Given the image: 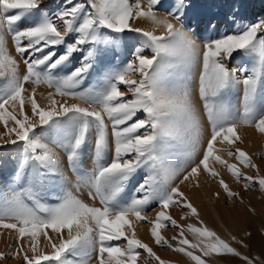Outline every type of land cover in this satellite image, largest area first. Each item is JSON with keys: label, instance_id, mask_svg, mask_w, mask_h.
Wrapping results in <instances>:
<instances>
[{"label": "snow or ice", "instance_id": "6c2138e0", "mask_svg": "<svg viewBox=\"0 0 264 264\" xmlns=\"http://www.w3.org/2000/svg\"><path fill=\"white\" fill-rule=\"evenodd\" d=\"M162 6L0 0V147L18 153L12 180L0 189V229L15 241L0 264H170L139 238L142 225L156 248L190 264H264L246 254L244 238L209 228L181 190L200 189L203 176L219 189L217 200L222 192L243 203L226 172L243 192L264 193L261 164L240 146L239 133L246 127L264 136V20L232 14L226 31L209 22L204 39L186 30L184 0L159 17ZM141 20L151 27L133 26ZM238 53L248 57L241 76L230 68ZM234 90L242 93L239 106L228 99ZM170 209L197 223L178 222Z\"/></svg>", "mask_w": 264, "mask_h": 264}, {"label": "rangeland", "instance_id": "374dc122", "mask_svg": "<svg viewBox=\"0 0 264 264\" xmlns=\"http://www.w3.org/2000/svg\"><path fill=\"white\" fill-rule=\"evenodd\" d=\"M43 2L45 5L55 8L57 0H43ZM175 2L176 0H161V4L163 6L159 8L157 15L159 17H164L165 15H167V13L172 10L171 6L174 5ZM184 2L187 5L185 9L186 30L189 28L195 29L196 32L204 39H207L210 35H212V33L206 31L205 28V26L208 25L209 22L216 24L219 30L226 31L228 29V26L232 23L231 19H229L232 14H235L237 17L242 18L244 23H252L264 20V0H248V2H242L241 0H184ZM194 3L199 4L198 9L193 7ZM233 3H236V5H234ZM133 26L142 27L145 29H149L151 27V25L147 21L142 20L136 21ZM8 44L9 49L11 50L12 45L10 37L8 38ZM123 54L124 49L122 45L120 49V55L122 56ZM118 62L119 61H117V63ZM246 63H248V57H245L243 56V54L238 53L236 54V59L231 62L230 68L233 72L236 73L237 76H241L242 73L240 69L244 67ZM248 66H250V64H248ZM88 86H90V82L86 81L83 87ZM192 89L193 92L196 93L198 84L194 82L192 84ZM46 91L47 89L42 87L38 90V93H46ZM241 94L242 93L240 90H234L233 92H231L228 97L230 103L239 106ZM199 104H201L202 107V103ZM0 131H3L2 127H0ZM239 133L244 141L240 146L249 155L253 156L256 163L261 164V175H264V163H262V161H264V138L251 128L242 127L239 129ZM259 139L262 140V144L260 145L261 148L258 147L257 149H253V144H255V141L257 140L260 141ZM217 147H220V145L217 144ZM16 149L17 146L13 145L0 147V189H3L6 185H9L12 180V175L16 168L18 157ZM224 158L227 159L226 156ZM63 163L65 165V171L67 172V174L69 176L70 174L72 175L70 169L67 168L66 159L63 161ZM84 167L89 170L91 169L92 163L90 155L89 158L86 159ZM222 174L224 175L225 180L229 183L230 187L233 188V190L241 192L243 203H240L239 201H228L221 192V196L218 199L219 201L216 198L213 199V208L215 206V208L218 209V212L216 213L215 208V211L210 212V221L209 218H204V215L201 212V206L194 204V202L193 204L197 207L200 212L201 219L209 228L215 230L219 235H221L222 238L225 239L230 240V237L232 235H235L238 238H244L245 242L250 246V250L247 251L246 254H248L249 256H259L261 257V259H264V193L260 192L258 189L250 190L245 193L242 191L240 185L235 184L231 180L230 176H227L226 172H223ZM143 175V172L138 173L136 177H134L133 180L129 182V189L134 187V185L143 178ZM73 177L74 176L72 175V180H74L75 178ZM205 182L207 187L210 186L208 184L209 182H207L206 180ZM210 184L212 186L214 185L212 183ZM216 203L217 205H215ZM218 203L220 204L218 205ZM250 209H254L255 212L253 213L252 211H250ZM170 213L174 218L178 220V222L182 224L197 223L195 218H190L187 221L180 220L181 213L176 209H170ZM220 216L222 217L221 220H219ZM240 217H242L243 220V222L241 221V223L239 221ZM144 231L146 233H149L146 225L138 227L137 232L139 238L148 243L150 246H153L154 251H156L157 254L161 256V258L168 260L170 264H176V256L180 255L173 253L170 250H161L159 248H156L152 244V240L147 241L144 238V234H146ZM247 232H251V237L245 236ZM163 235H165L166 237H171L175 235V231L165 230L163 232ZM188 238L190 240L193 239L191 235H189ZM14 244L15 241L13 240V238L7 237L5 231H3V229H0V252L9 251V249L13 248ZM2 264H20V262L9 258L8 260L2 262ZM219 264H238V261L225 258L223 260H220Z\"/></svg>", "mask_w": 264, "mask_h": 264}, {"label": "bare ground", "instance_id": "6f19581e", "mask_svg": "<svg viewBox=\"0 0 264 264\" xmlns=\"http://www.w3.org/2000/svg\"><path fill=\"white\" fill-rule=\"evenodd\" d=\"M242 2H248V0H241ZM234 5H236V3H233ZM238 4V3H237ZM233 5V6H234ZM193 7L194 8H197L198 9V7H199V4L198 3H194V5H193ZM197 98V97H196ZM198 101V100H197ZM197 107H198V109H200L201 110V115H202V123H204V124H206V117H204L203 116V113H202V107H201V104H199V102H198V104H197ZM263 138H264V136H262ZM260 138V137H259ZM261 139V138H260ZM259 139V140H260ZM257 142V143H256ZM262 144V140H260V141H255V144H253V149H257L258 147H260V145ZM252 146V145H251ZM252 148V147H251ZM261 148V147H260ZM259 148V149H260ZM252 149V150H253ZM254 151V150H253ZM256 151V150H255ZM89 158V157H88ZM88 158H86V159H88ZM86 161V160H85ZM227 176H229L228 174H227ZM70 179H72L71 177H72V175L70 174ZM74 178V177H73ZM228 178V177H227ZM75 179V178H74ZM210 186H206V182H205V178L202 176L201 177V188L200 189H196V190H192V189H190V188H188L187 186H185V185H181V190L182 191H184L185 192V194L186 195H188V196H190V198L192 199V202H194V204H197L198 206L200 205L201 206V212H202V214L204 215V218L205 219H208L209 218V221L211 220V218H210V216H211V211L213 212V211H215V206H214V208H213V204H214V202H213V199L215 198V195H214V193L216 192V191H218V188L215 186V184L212 186L210 183H208ZM81 198L82 199H84L85 200V202L86 203H92V201H90L89 199H88V197H87V193L86 192H84V193H82L81 194ZM222 200V199H221ZM219 201V200H218ZM49 203H54L55 201H52V200H49L48 201ZM221 203H222V201H221ZM97 204H98V202H97ZM220 203H218V205H219ZM215 205H217V203L215 204ZM217 207V206H216ZM218 208V207H217ZM218 209H216V213L218 212L217 211ZM212 215H214V214H212ZM219 218V217H218ZM221 216H220V219L219 220H221ZM243 218H244V216H243ZM212 219H214V218H212ZM239 221H240V223H241V221L243 222V220H242V217H240V219H239ZM219 223V222H218ZM222 223V222H221ZM239 224V223H238ZM240 226H241V224H240ZM3 231H5V233H6V235H7V237H12V234L8 231V230H3ZM145 232V231H144ZM146 233V232H145ZM4 236V235H3ZM6 237V236H5ZM144 238L147 240V241H150L151 240V237H150V235H149V233H146V234H144ZM7 239V238H6ZM42 246H43V243H42ZM46 252L47 251H49L48 249H44ZM180 255V254H179ZM176 264H190V262L185 258V257H183L182 255H180V256H176ZM90 264H95V259H93L91 262H90Z\"/></svg>", "mask_w": 264, "mask_h": 264}]
</instances>
